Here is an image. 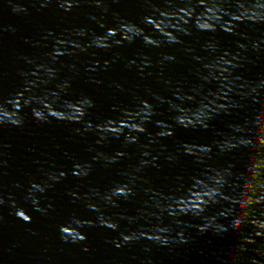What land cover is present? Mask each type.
<instances>
[{"label": "water", "instance_id": "water-1", "mask_svg": "<svg viewBox=\"0 0 264 264\" xmlns=\"http://www.w3.org/2000/svg\"><path fill=\"white\" fill-rule=\"evenodd\" d=\"M0 218L47 264H264V0H0Z\"/></svg>", "mask_w": 264, "mask_h": 264}]
</instances>
